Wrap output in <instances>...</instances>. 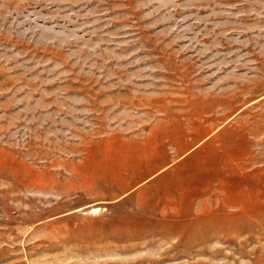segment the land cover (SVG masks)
Returning a JSON list of instances; mask_svg holds the SVG:
<instances>
[{"label":"rangeland","instance_id":"obj_1","mask_svg":"<svg viewBox=\"0 0 264 264\" xmlns=\"http://www.w3.org/2000/svg\"><path fill=\"white\" fill-rule=\"evenodd\" d=\"M0 264H264V0H0Z\"/></svg>","mask_w":264,"mask_h":264},{"label":"bare ground","instance_id":"obj_2","mask_svg":"<svg viewBox=\"0 0 264 264\" xmlns=\"http://www.w3.org/2000/svg\"><path fill=\"white\" fill-rule=\"evenodd\" d=\"M97 211H98V208H95V209H94V212H97Z\"/></svg>","mask_w":264,"mask_h":264}]
</instances>
